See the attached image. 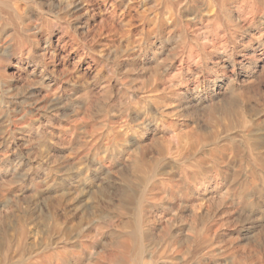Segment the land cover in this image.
Returning a JSON list of instances; mask_svg holds the SVG:
<instances>
[{
    "label": "bare ground",
    "instance_id": "6f19581e",
    "mask_svg": "<svg viewBox=\"0 0 264 264\" xmlns=\"http://www.w3.org/2000/svg\"><path fill=\"white\" fill-rule=\"evenodd\" d=\"M142 1H146V0H70V1H65V0H0V85L2 83H6L7 79H9L7 76L8 72L6 73L5 62L6 61L10 62L14 58H16V60H17V59H22L23 56H26V58H30V57L34 58L35 56H40L41 58H43V60H40V61L45 60V62H46L45 66L47 68L52 66L51 69L49 70V71H51V73L52 72L53 73L58 72L59 66L63 63L62 61L66 60V58H65L66 55L63 56L64 44H67L66 38L73 40V42H75V44L78 45L77 53H79L78 52L79 50H83L84 52L87 50L86 55H89L90 57L94 58V56L92 55V53L94 52L93 50H95V49H93V42L94 43L96 42L95 38L97 35H94L96 33H94L92 31V25L96 21V18H97V14H98L97 8L104 7V9L112 15L113 19H116V17H117L118 23L120 22L123 24L124 20L121 21L120 18H122V17H119L120 15H118V11L120 10L123 13H130L129 12V11H131L130 9L137 8L138 4H140ZM147 3H152L155 10L153 12H151V13H153V16L148 17L149 21L147 23H145V25L142 27L144 30H147L145 37L143 38V40H140V39L132 40V38L131 39L128 38L126 40L127 43H125V44H127L125 46L126 48L124 46L123 47L125 49H130L129 50L130 52H131V50L134 51V49L136 47H138V49L140 51L139 54L134 55V58L132 59L131 62L128 59V61L130 62V64L132 66H136V65L138 66V64L140 63V60H139L140 58L138 59L137 56H140V54H142V52L147 53L148 49H149V45H150L153 56H151L152 61H151L149 67L150 68H156L157 67L156 63L158 60L155 57V55L157 53L156 48L160 49V51L162 53V50L165 47V45H164L165 43L168 42V43L172 44V46L170 47V52L167 51L166 53L169 52V53H171V55H173L174 57L177 58L179 67L177 66L178 70H176L177 72L175 71L176 75L174 78H172V79L168 78L169 81H167V79H166V82H169V84H168V86L165 85L166 87H163L165 90L161 89V90H164V92H166V94H168V96L171 95V96H175L177 98L183 97L182 94L184 93L183 92L184 88L181 87L182 86L181 82L182 81L186 82V81H188L189 78L184 76V75L182 76V74L180 72L182 71V73H183L184 71H187L186 75L190 74V75H197L198 76L199 74H201L203 72L204 68H206L204 66H205L206 62H208V60L212 61L213 63H215L217 65H222L226 69L232 70V72H234V73L237 69L236 67H238V68L242 67L244 70H246L247 75L248 74L251 75L253 73H250L249 71H253V70L255 71V69L259 66V62H261L262 59L264 58V0H148ZM122 12H120V14L123 15ZM108 16H109V14H108ZM124 16L125 15H123V18H124ZM146 17L147 16H145V15L141 16V18L143 20H145ZM104 20L106 22V23L105 22L104 23L108 25V26H106L107 28L105 27V29L102 30V32L104 34L106 33L108 36L110 34L112 35L113 33H119L118 30L115 29V24H113L114 23L113 20H112L113 23H111L110 21H106L107 19H104ZM118 25H120V24H118ZM118 25L116 24V26H118ZM79 28H81L83 30L82 31L83 34H85L88 37L89 36L91 37L90 38L91 40H89V42L92 41L91 44H89V45L83 44V43H81V41H79V39L77 38V36H78L77 29L79 30ZM102 29H103V27H102ZM98 33H100V32H98ZM103 33L101 35H103ZM127 33L128 32H126V34ZM237 33H242V34L244 33V34L248 35V37H249V39H247V40H249V41H247L248 45L245 48H243V50H241V52H243L241 59L236 58L235 54H234L235 50L238 47V43L240 42V44H241V41L239 40L240 37L239 38L237 37V35H238ZM152 35H154V37H155L154 41H152V39H151L150 44L145 46L147 43L143 44V42H148V40H150V37ZM56 36L58 37L57 38L58 43L54 44V38ZM119 37H120V35H119ZM98 38H100V37H98ZM111 39H113V38H111ZM144 39H145V41H144ZM100 41H99V43H100ZM85 42H86V40H85ZM109 42H110V40H109ZM104 43H105V41H104ZM110 44H112V43L107 42L106 44H104L105 45L104 51H102V49H101V51H99V52H102L103 57H106V59L110 60V58H112L111 60H113V62H114L113 65L116 68V70H118L121 67V64L124 62V60L122 59L124 57V56L122 57V55L124 53L121 54V51H120L121 48L117 49V50H113V48L111 49ZM242 44H244V43L242 42ZM156 46H159L160 48H158ZM166 53H165V55H166ZM99 54H101V53H99ZM126 54H128V53H126ZM129 55H131V54H129ZM131 56H130V58H131ZM170 56L166 55V57H168V58ZM173 56H172V58H173ZM80 57H82L81 54L79 55V58ZM35 58L37 59V57H35ZM46 58L48 60H46ZM145 58H147V57H145ZM124 59H126V58H124ZM167 60L170 61V59H167ZM167 60H165V61H167ZM128 61H127V63H128ZM172 61L173 60H171L170 63ZM45 62H43V63H45ZM107 63H108V61H107ZM165 63H167V62H165ZM64 65H66V63ZM110 65H112V64L110 63ZM141 65H142V63H141ZM168 66H170V65H168ZM225 68H223L224 69L223 71H226ZM124 69H123V72H124ZM127 69L129 71L132 70L129 68H127ZM138 69H140L139 72H141L142 68L138 67ZM167 69H169V68H167ZM208 69H209V67H208ZM145 70H149V69L146 68ZM151 70H153V69H151ZM110 71H111V69L109 70V72ZM120 71H121V68H120ZM165 71H167V70H165ZM144 72H146V71H144ZM172 72L174 73L173 70H172ZM64 73H65V71L62 72V82H66V81H68V79H70L68 77L64 78L63 77ZM113 73L115 75H113V76L111 75L112 77H110V75H109L110 78H108V80H107V78L104 77L107 80L106 81L107 83L104 85V87H105L104 91L107 92V94L109 93L110 96L115 94L113 91H114V89H116L117 85L119 84L118 78L120 77V76L118 77V72H113ZM120 73H122V72H120ZM127 73H128V71H127ZM66 74H65V76H66ZM141 75H143V74H141ZM148 75L149 76H147V77L145 75V79H144V76L141 78H143V80H146V82H147L148 79H146V78L150 77L149 73H148ZM153 75L156 76V74H153ZM151 76H152V74H151ZM201 76H202V74H201ZM41 77H43V76L41 75ZM259 77L260 76H258V80H259ZM233 78H234V76H233ZM260 78H262V76ZM123 79H124V75H123ZM127 79L126 80L124 79L125 80L124 82L128 81ZM150 79H151V77H150ZM184 79H186V80H184ZM163 80L161 78V81H163ZM206 80H207V78H206ZM235 80H236V78H235ZM235 80L230 79V81H228L229 83L227 84V86L231 85V87H232V89L230 90L229 88H231V87L228 86L229 87L228 89L231 92V94L233 95V97L228 100V103L225 104V106L224 105L220 106V104H219V106H215V107H217V108L221 107L222 108L224 106V108H223V110L225 111L224 115H226V113L227 114L228 113H232V114L234 113L231 118H233V121L237 122L239 125V133L238 132L237 133L239 134L240 145H239V148L237 147L238 150L232 146L230 148L227 146L228 147L227 148L226 145L224 146V144L218 143L219 140H218V142L214 141L213 143H212V141H213L212 140L211 143H209L210 141H208V140L211 139V137H214L213 135L212 136L209 135V137L210 136L211 137L210 138L208 137L209 139H207V137H204L202 135L187 134V135L180 136V142L181 143L184 142V145H183L184 147H182V148L180 147V149L176 150L175 155H174L175 152H173V149L171 152L172 147L167 148V146H169V145L166 146L165 143L164 144L161 143L164 146H166V148L163 145H162V147L160 146L161 148H160V150H158L159 155H157L158 158H157L156 164L153 163L152 161H150L149 159H147L148 153H147V150H145V149L144 150L141 149V152H139V153L135 152V154H132V153L130 154L128 152L129 156L127 157V160H126L128 166H125L126 168L124 170H122L120 172V175L118 176L119 180L121 181V184L118 182L119 187L115 189L118 191L117 196H114L112 194L114 197H109L110 203L108 205L98 204V202H96V203L92 202L90 204L87 202V203L83 204V206L80 208L82 219H81V222L79 224H77V225L72 224V222L69 219L66 220L63 218L66 215V211H65V208H60V205H61L60 202L61 201H58L56 203L48 202L46 204H42L37 199L38 201H36V202L34 201L35 205L31 206L28 209L29 212H28V215L26 216V218L24 220V226L21 228V230H22L21 235H22L23 243H22V247L20 249L19 258L16 260L14 257L15 256L14 252L12 250V245L7 239L6 240L4 239V235H3L1 228H0V264H212V260L216 259L215 258L216 256H219L220 254H223V253L225 255L227 254L233 258V262L231 261L232 262L231 264H264V259H262V258H257V259L252 260V261H243L245 256L243 258L242 255H238V256H242V257L238 258L236 256L237 253H235L236 250L233 247V245H235V244L232 245L231 243L229 244L226 242L227 243L226 245H222V243H220L219 239H218L219 237L222 236V235L221 236L219 235V227H220L219 224L221 221L215 220V219H217L215 216H214L215 219L214 220L212 219L213 221L211 219H208V215H209L208 213H210L208 208H206V210L203 211L202 216L199 217L196 214V215L189 217V219L187 218L186 220L180 218V216H181L180 214L182 212L177 213L178 210L180 209V207L178 205H181L184 203L183 200H182L183 203L176 201V199L179 197V196H177V198H176L177 194H179L180 192L185 193V194L195 193V192H198L199 190H201L202 187H204V190H207V187H205V184H204L205 182H201L203 180L198 182V181H192V180L189 181V179H192L194 176L196 177V174L199 175V173H200V175H201L203 170L208 168L207 167L208 165L212 166V167L209 166L210 170H212V171L216 170L218 168H225V170L227 171L230 168L229 166H230L231 161H232L231 157H234L236 155H237V157L240 158L242 163H248L250 165V167L252 168V169L250 168L252 170V174H250V176H248L244 180L238 181V183H236V185H238L237 189L239 190L238 191L239 195H237V196H239L240 202H242L241 201V199H242L243 201H246L247 204L248 203L249 204H256V203H254L256 201V194L259 193L262 195L263 193H260V192H262V191L264 192V190H263L264 189V180H262V183L260 184L261 187H260L257 184V178H256V175H258V174L261 175L260 172L264 171V141H263V139H262V141H260V139L263 138L262 136H264V129H261L259 127L258 123L261 121H257L256 119H253V116L251 115L252 113L250 114L249 111L247 110V106H248V105L246 106L247 100H251V99H248L249 98L248 97L249 92H248L247 88L246 87H243V88L239 87L240 89H235V87L233 88ZM201 82H202V80H201ZM208 82H209V80H208ZM30 83L34 84L31 81H30ZM129 83H130V86H128L127 84L126 85L131 88V85H133V84H131V81ZM223 83L224 82L222 81V79L218 78V77L215 78L214 80H212L211 85H213L214 90L206 92L207 95H204V97H203L200 94V92L198 90H196L201 86L200 85V77L197 78L196 82H195V86L193 87V89L195 90V92H197L199 94L198 95L199 97H197L198 99L196 101H194V102H196L195 105L198 104L197 106L200 107L202 105L207 104L209 101H211L212 99H214L216 97L219 98L221 96V93H223L222 92ZM243 83L244 82H242V84ZM255 83H257V82H255ZM205 84H206V82H205ZM240 84H241V82H240ZM11 85L12 84H10V87H11ZM44 85L42 83V86H44ZM123 85H125V84H123ZM243 85H245V84H243ZM256 85H255V87H256ZM17 86L18 85H16L15 87H17ZM47 86L49 87L50 85H47ZM69 86H70L69 89L71 91V95L77 94L78 87L75 84H72V85L69 84ZM102 86H103V84H102ZM257 86H259V85H257ZM84 87L85 86H83V88ZM60 88H62L61 84L55 90L53 89L54 90L53 92L51 90L52 95L50 92H48L50 94L45 92L48 94V96L42 95V97L44 96L43 98L41 97L43 100H41V98H39V101L40 100L42 101L41 105L45 106L46 108L48 107V110L53 107L54 109H56L57 112L61 111L60 108H62V107L64 108V103L61 100L62 99V94H61L62 91L60 92ZM123 88H125V87H123ZM19 89H20V87H19ZM260 89H258V90H260ZM120 90H122V89H120ZM167 90H168V92H167ZM188 90H189V88H188ZM188 90L186 92H188ZM225 90H226V88H225ZM225 90H223V91H225ZM18 91H20V90H18ZM87 91H89V90H87ZM215 91H216V93H215ZM65 92L66 91H64V93ZM84 92H83V94H84ZM102 92H103V88H102ZM118 92H119V89H118ZM16 93H17V91H16ZM45 93H43V94H45ZM64 93H63V95H64ZM226 93L228 94V92H226ZM37 94H39V93H37ZM40 94H41V92H40ZM124 94H125V92H124ZM124 94H122V95H124ZM12 95L13 94H11L10 96H12ZM85 95L86 94H84V96ZM30 96H29V98H30ZM78 96L79 95H77V97ZM84 96L81 95V97H78L76 100L79 101V100L83 99L84 102L87 100L89 102L90 96L88 95L89 98L87 97L88 99H86V100H85L86 96L85 97ZM119 96L121 97V95H119ZM14 97H15V95L13 96V98ZM66 97H68V96H66ZM104 97H106V96H104ZM100 98H102V97H100ZM143 98L146 101L145 105L142 107V109L140 111L137 110V112H135L134 115H132V116H134V120L137 122V126L142 127V128L147 127L148 123H150V122L152 123V121L158 120V117H159L158 114L161 115V113L159 111L160 106L165 103L166 97L160 96V97H154L153 98L150 96H145ZM105 99H107V98H105ZM184 99L185 98H183V100ZM189 99H192V98L190 97ZM11 100H12V98H11ZM36 100H38V99H36ZM39 101H36V102L39 103ZM68 101H71V100H68ZM216 101H218V99ZM226 101H225V103H226ZM7 102H9V101H7ZM64 102H66V99ZM104 102H105V100H104ZM120 102H121V98H120L119 103ZM177 102H179V101H175V99H174V102L172 101V103L174 105H176ZM180 102H179V105H180ZM221 102L222 101H219V103H221ZM21 103H23V102H21ZM192 103H193V101H192ZM217 103L218 102H216V104ZM252 103H250V104H252ZM11 104H12V102H11ZM30 104H33V103L31 102ZM113 104H115V103L113 102ZM121 104H124V103H121ZM191 105H194V104H191ZM214 105H211V107ZM234 105L236 106V109L233 107ZM17 106H20V105L17 104ZM35 106H37V105H35ZM126 106H128V105H126ZM185 106H184V109L186 108ZM1 107H3V106H1ZM49 107H51V108H49ZM122 107H124V106H122ZM132 107L134 108V106H132ZM211 107H210V109H211ZM15 108H16V106H14V108L12 106V108H11L8 104V106H6L5 109H2V110H5L6 113L9 111L10 112H12V111L16 112ZM21 108H23V107H21ZM25 108L26 109H23V110L26 111L28 108L27 107H25ZM33 108H34V106H33ZM37 108H38V106H37ZM248 108H250V107H248ZM41 109H43V108H41ZM84 109H85V111H83V112H85V114H86V109H88V107L84 108ZM233 109H235V112L233 111ZM44 110H45V108H44ZM103 110H102L103 113H107V112H105V110L104 111ZM134 110H136V109H134ZM5 111H3V112H5ZM25 111H24V113H25ZM36 111H37V109H36ZM65 111L67 112V110H65ZM123 111H121V112L124 113V115H125V112H123ZM221 111H222V109H221ZM209 112H210V110H209ZM211 112H212V110H211ZM211 112H210V114H211ZM24 113L22 112V114H24ZM44 113H45V111H44ZM49 113H46V114H49ZM54 113H55V111H54ZM235 113L237 114L236 115L237 118H235ZM10 114H13V113H10ZM210 114H208V115L210 116ZM26 115L24 117H26ZM57 115H59V114H57ZM106 115L103 116V119H102L103 122L101 121L99 123H104V121L106 122V120H105V117H107ZM14 116H15V114H14ZM40 116H42V115H40ZM125 116H127V115H125ZM212 116L214 117V114H212ZM229 116H230V114H229ZM18 117H19V115H18ZM216 117H214V118H216ZM37 118L38 117H36V119ZM36 119H35L34 115H33V117L31 115L29 117V122L27 123L28 120H26L25 123L27 124V126L28 125H31V126L35 125ZM42 119H43V117H42ZM123 119H125V117ZM17 120H18V118H17ZM47 120H49V119H47ZM74 120H77L76 122H74V124L79 123L77 118L76 119L74 118ZM41 121H43V120H41ZM46 121L43 123L46 124ZM125 121H122L116 127L122 128L123 126H127L126 125L127 122L123 123ZM233 121H230V122H233ZM111 122H112V120H111ZM192 122L193 121H191V123ZM9 123H11V122H9ZM39 123H40V121H39ZM43 123H40V124H43ZM83 123H85V122H83ZM233 123L229 124L228 126H230V125L233 126ZM237 123H234V124H237ZM80 124H81V122H80ZM106 124H108V123H106ZM113 124L116 125L115 122ZM1 125H3V123ZM21 126L22 125H20V127ZM38 126H39V124L37 125L36 129L38 128V130H39ZM77 126L79 128L81 125H77ZM233 127H236V125H234ZM82 128H83V126L81 127V129ZM72 129H73V131L68 130V131L72 132L71 135H69L68 137L64 136L65 138L63 139V140H65L64 144L67 145V146H65L67 148L74 145L73 143L79 141V138H80L79 136L75 135L76 127L72 128ZM81 129L79 128L80 131H81ZM12 131L15 132L16 129L15 130L12 129ZM17 131H19V130H17ZM118 131H119V129H118ZM48 132H49V130H48ZM133 132L136 133L135 131H133ZM42 133H43V131H42ZM194 133H196V131ZM60 134H62V133H60ZM76 134H78V133H76ZM85 134L86 133L84 132V135ZM119 134H121V133H119ZM67 135H68V132H67ZM121 135H119V137H121ZM7 136H9V134ZM11 136H10V138H11ZM14 136H16V133ZM51 136L54 137V135H51ZM41 137L43 138V134ZM41 137H39V138L41 139ZM53 137H52V139H53ZM104 137H105V135H104ZM17 138L21 139L20 136ZM32 138H29V136H28V139L26 137V141L31 142V141H33ZM215 138H217V137H214V139ZM13 139H15V138H13ZM96 139H98V138H96ZM116 139H117V137H116ZM120 139H118V140H120ZM217 139H219V138H217ZM46 140H48V139H46ZM59 140H61V139H59ZM235 140H232V141H235ZM44 141H45V139H44ZM80 141H81V143L83 142L81 139H80ZM85 141H86V139H85ZM105 141L100 140V143L102 146H100V144H99V145H95L94 148H92L93 146L91 144L94 145L95 141H94V143L91 142V144H89L90 141H88L89 143L85 144V145L89 144L88 148L90 149V151H88L89 153L86 155V158H85V160L87 161L85 163L86 165L84 164L85 168L83 167L84 171H86V174H85L86 178H89L88 176L91 175L92 173H94L95 171H99V170L102 171L105 168L107 169L106 174L111 173L112 171L115 170V169L113 170V168H114L113 165L115 166V164L112 165V161L114 159L118 160V159L123 158V156L127 153V151H130L129 148L127 149V147L124 146V144L126 142L127 143L129 142L128 137H126V138H123L121 140L124 143V144L122 143L123 147L114 148V149L110 148V149H112L110 151L106 150L104 148V150H105L104 151L105 154H104L102 151L103 150L102 147H103V142H105ZM134 141L136 142V140H134ZM12 142H13V140H12ZM38 142H39V139H38ZM40 142H42V140H40ZM106 142H108V141H106ZM135 142H133V144ZM22 143H24V142H22ZM190 143L192 145L190 147L191 149L202 150L203 155L198 156L197 158H192L191 165H188L189 167H187V165H185L187 168H185V166H184V168L180 169L179 172L177 171L178 173L176 171L172 170L174 168L171 169V167H170V169H168L169 166H173L174 163H176V160L179 159V156H180L179 154H182L185 156V154L188 155L190 153V151L194 152L193 150H190L188 152L189 148H187V146H189ZM78 144H79V142H78ZM105 144H107V143H105ZM27 145H29V144H27ZM29 146H27V147H29ZM77 146H81V144L77 145ZM109 146L111 147V145H109ZM119 146H122V145H119ZM237 146H238V144H237ZM14 147L15 146H13V148ZM16 147H17V145H16ZM21 147L23 148L24 146L21 145ZM47 147H49V146H47ZM65 147H63V148H65ZM74 147H72V148L74 149ZM30 148H29V151H30ZM81 148H82V146H81ZM233 148L237 150V152H236L237 154H235V151ZM82 149L85 150L84 147ZM46 150L48 151V148ZM46 150H45V152L47 153ZM75 150H77V149H75ZM71 151H72V149H71ZM85 151L87 152V150H85ZM139 151H140V149H139ZM4 152H6V151L4 150ZM4 152H2L4 155L0 153L2 155V157L0 156L1 157L0 163L4 161L3 164L5 165L8 163V161H10L11 157L9 154H8L9 156L6 155ZM7 153H9V152H7ZM27 153H29V152L27 151ZM47 154H49V155L47 156L46 160H45V158L44 159L41 158L42 160L39 161L40 158L38 160L36 157V159L39 161V162H37L36 165L39 168H44V166L46 165V162L47 163L49 162L48 159L51 160L50 158L52 157V153L50 154V151H48ZM229 154H232V156L228 157V159H227V155H229ZM77 155H79V153ZM53 156H54V153H53ZM177 156H178V158H177ZM194 156H196V155H194ZM27 157H29V156H27ZM41 157H43V156L41 155ZM13 158H15V157H13ZM182 158H183V156H182ZM21 159H22V156H20V153H19V155L16 156L17 161L12 165V167H10L11 173L16 177L21 176L20 174L22 172H20V171H23ZM81 161H82V158H81ZM83 161H82L81 165H83V163L85 162V161L84 162ZM159 163L161 164V167L160 166L158 167L157 164H159ZM49 164H50V162H49ZM116 164H118V163L116 162ZM179 164L181 165V163H179ZM182 164H183V161H182ZM30 166H31V164H30ZM74 166L76 167V164ZM111 166L113 167L112 169H111ZM182 166H180V167H182ZM1 167H3V166H1ZM33 167L34 166L32 165L29 169L31 170ZM246 167H248V166H246ZM4 168H6V167H4ZM51 168H49V170ZM77 168H78V166H77ZM122 168H123V166H122ZM241 168H243V167H241ZM24 170H27V169L24 168ZM37 170H38V168H37ZM117 170L119 171V168ZM43 172L45 173L46 171H43ZM115 172H117V171H115ZM30 173H31V171H30ZM97 173H100V172H97ZM95 174H96V172H95ZM82 175H83V171L78 170L77 172H74L71 175H68L67 177L66 176L65 177L67 179H75L77 177L76 179H78L79 177L82 178ZM111 175L113 177V173ZM28 176L29 175H27V177ZM104 176L106 177V175H104ZM50 177H51V175L49 176V178ZM47 178H48V174H47ZM101 178H103V177H101ZM63 179L61 181H63ZM103 179H105V178H103ZM20 180H22V179H20ZM47 180H45V181H47ZM50 180H53V179H50ZM99 180H100V178H99ZM180 180H182V185L180 187H178V183L180 182ZM110 182H112V181H110ZM51 183H53V181H51ZM65 183H66V185L64 186L65 187L64 189L67 192L66 193L63 190L65 196H69L70 193L72 194V192L75 191L74 189H77L79 186H81V185H79L78 187H73L72 184H70L68 181ZM91 184H92V182H91ZM98 184L100 185L101 182ZM180 184L181 183H179V185ZM99 185H98V187H99ZM105 185L106 184H104V186ZM34 186H36V185H34ZM86 186H88V185H86ZM257 186L259 188H256ZM7 187H8V185H7ZM57 188H59V187H57ZM79 188L81 189L82 186ZM220 188H221L220 185H216V186L212 187V189L210 191L212 193H215V192H218L220 190ZM0 190H1V188H0ZM6 190L0 191V227H2V223H4L3 221H5L6 215L8 213L12 212L14 206L15 207H16V205L19 206V202H21L20 197H19V195H21V194L13 193V192H15V190L14 189L12 190V188L10 189L11 191H8V190L6 191ZM59 190H61V189H58V191ZM81 190H84V188ZM88 190H90V189H88ZM95 190H96V188H95ZM112 190H113V188H112ZM17 191H19V190H17ZM32 192H33V190H32ZM35 192H36V190H35ZM44 192L46 193V191H44ZM44 192H42V194ZM93 192L95 193V191H93ZM39 193H41V192H39ZM102 193H103V191H102ZM98 194H96V196ZM99 195H103V194H99ZM93 196H95V195H93ZM96 196H95V198H97ZM260 197L261 196H259V198ZM45 198H44V200H45ZM95 198L93 197L92 201H94ZM180 198H178V200ZM77 201H78V203H82L84 201V199H81V197H80V198H78ZM177 202L180 204H177ZM185 204H187V203H185ZM193 204H191L190 208L191 207L193 208ZM252 207H253V205H252ZM89 208H91V210H89ZM246 208L248 210V206H246ZM249 208H250V206H249ZM220 209H221V206H220ZM180 210H182V209H180ZM131 211H132V214L130 213ZM61 212L65 215H63ZM216 212H218V211H216ZM103 213H105L104 216L106 218L105 217L103 218V216H102ZM43 216H47V218H46L47 221H44V222L42 221ZM94 216H96L98 219H93ZM184 218H185V216H184ZM40 219H41V221H40ZM87 220H88V222H85ZM181 221L183 222V224L179 225V222H181ZM42 222L44 224H47V229H46L45 233L49 234L50 237L49 238H43L39 243H36L34 245L29 246L30 244L28 242V230H27L28 225L30 223H34L36 226H38V225L41 226ZM83 222H85L86 224ZM106 231L113 232L115 234L114 236L116 237L115 238L116 242L114 241L116 246L115 247L112 246V247H114L113 249L110 246L109 247V248H111L110 250L106 246V245H108L107 232ZM109 237H110V235H109ZM110 240H113V239L111 238ZM101 246H102V249H101L102 251L97 249L99 247L101 248ZM235 247H237V246H235ZM238 254H240V253L238 252ZM223 257H225V256H223ZM240 258L243 260H241ZM246 259H248L247 256H246L245 260ZM219 262H221V260H219ZM217 264H220V263H217Z\"/></svg>",
    "mask_w": 264,
    "mask_h": 264
},
{
    "label": "rangeland",
    "instance_id": "374dc122",
    "mask_svg": "<svg viewBox=\"0 0 264 264\" xmlns=\"http://www.w3.org/2000/svg\"><path fill=\"white\" fill-rule=\"evenodd\" d=\"M65 1H70V0H65ZM147 2H148V0L142 1L140 4H138L137 8L130 9L131 10V11H129L130 13H123L122 11L119 10L118 11V15H120L119 17H122V18H120L121 21L124 20L123 24L120 23V22L118 23V20H117L118 18L117 17H116V19H113L112 15L109 12H107L104 9V7L97 8V11H98L97 13L98 14H97L96 21L92 25V31L94 33H96L94 35H97V36L99 35L98 37H100V38H98L96 36V38H95L96 42L95 43L93 42V49H95V50H93L94 52L92 51L93 53L92 52L91 53L94 56V58L90 57L89 55H86L87 54V52H86L87 50L85 52L83 50H79L78 51L79 53H77L78 45L75 44V42H73V40H71L69 38H66L67 44H64V48H63V56L66 55V57H65L66 60L62 61L63 63L59 66V71H58L59 73L58 72H56V73L52 72L51 73V71H49V70L51 69L52 66H50V67L48 66L49 68H47L45 66V64H46L45 60L44 61H40V60H43V58H41L40 56H35V57H37V59L35 57L34 58H31V57L30 58H26V56H23L22 59H17L16 60V58H14L10 62L9 61L5 62L6 73L8 72L7 76L9 78V79H7V82L9 84L6 82V83H2L0 85V88L2 87L0 89V122H1L0 123V138H1L0 140L2 141V142L0 141V150H1L0 153L3 154L2 152H4V150H5L6 152H4V153L6 155L9 154L11 159L5 165L3 164L4 161L1 162L2 164L0 163V168H1L0 169V188H1L0 191H5L6 189L8 191H11L10 190L11 188H12V190L13 189L15 190L17 188L15 190V192H13V193L21 194V195H19L21 202H19V206H17V205H16V207L14 206L12 212H10V213H8L6 215L5 221H3L4 223H2V227H0V228H1V231H2V233L4 235V239L5 240L7 239L12 245V250H13L14 255H15L14 256L15 260L19 258L20 249H21L22 243H23L22 235H21V232H22L21 228L24 226V220H25V218H26V216L28 215V212H29L28 209L31 206L35 205L36 201L39 200V202H41L42 204H46L48 202L56 203L58 201H61L60 202L61 203L60 208H65V211H66V215L61 212L63 215H65L63 218L66 219V220L69 219L72 222V224H75V225L79 224L81 222V219H82L81 218V212H80L81 210H80V208L83 206V204H85L87 202L89 204L92 203V202L93 203L98 202V204L108 205L110 203L109 197L117 196L118 191L115 190V189L119 187V183L121 184V181L119 180L118 176L120 175V172L126 168L125 166H128L126 160H127V157L129 156V153L130 154L131 153L135 154V152L139 153V152H141V149L142 150L145 149V150H147V153H148L147 159H149L150 161H152L153 163L156 164L157 158H158L157 155H159V151L158 150H160V148L162 147V145L164 143H165L166 146L169 145V146H167V148H169V147L171 148L172 147L171 148V152H172V149H173V152H175L174 153V155H175L176 154V150L180 149V147L181 148L184 147L183 146L184 142L183 143L180 142V136L187 135V134L202 135L204 137H207V139H209L213 135L214 137H217L219 139L215 138L216 139L215 140L214 137H211V139L208 140V141H210L209 143H211L212 140H213L212 143L214 141L218 142V140H219L218 143L224 144V146L226 145V147L228 146L229 148L231 146L235 147L238 150L239 145H240L239 134H238L239 133V125H238L237 122L233 121V118H231L234 113L233 114L232 113H228V114L226 113V115H224L225 111L223 110L225 104L228 103V100L233 97V95L229 91V89L230 90L232 89L231 85H228L231 88H229L227 86V84L229 83L228 81H230V79L235 80V78H236V80L234 81L235 83H234L233 88L234 87H235V89H240V88H243V87L247 88V90L249 92L248 93L249 94L248 95V97H249L248 99L252 100V101L251 100H247V104H246V106L248 105L247 106V110L249 111L250 114L252 113L251 115L253 116V119H256L257 121H261V122L258 123L259 127L261 129H264V64H263L264 63V58L262 59L261 62H259V66L255 69V71L254 70L253 71H249L250 73H253L251 75L250 74L247 75L246 70H244L242 67H239V68L236 67L237 69H236V71L234 73V72H232V70L226 69L222 65H217V64L213 63L210 60H208V62H206L205 66H204L206 68H204L203 72L201 73L202 76H201V74H199L200 76L199 75L198 76L197 75H190V74L186 75L187 71H184L183 73L181 71L180 73L182 74V76L184 75V76L189 78L188 81H186V82L182 81L181 82L182 83L181 87L184 88L183 89L184 93L182 92L183 93L182 94L183 97H181V98H177V97L171 96V95L168 96V94H166V92H164L165 89L163 88V87L168 86V84H169V82H166V79H167V81H169V79L174 78L175 75H176L175 71L178 70V67H179L177 58L174 57L173 55H171V53H169L170 52V47L172 46L171 43L167 42V43L164 44L165 47L163 48L162 53H161L160 49L156 48L157 53H156L155 57L158 59L157 63H156L157 67L156 68H150L149 66H150V63L152 61L151 56H153L152 55L153 53H152V50H151L149 44L151 42V39H152V41H154V38H155L154 35H152L150 37V40H148V42H143V44L147 43L145 46L149 45L148 52L147 53L146 52H142V54H140V56H137L138 59L140 58L139 59L140 60V63H139L140 65L138 64V66L137 65L136 66H132L130 64V62L134 58V55L139 54L140 51H139L138 47H136L134 49L135 52L133 50H131V52H130L129 51L130 49H125L126 48L125 46L127 45L125 43H127L126 40L128 38H130V39L132 38V40H134V39L143 40V38L145 37V34H146L147 30H144L142 27L145 25V23H147L149 21L148 17H152L153 16V13H151V12H153L155 10V8L153 7V4L152 3H147ZM120 12H122L123 15H125L124 18H123V15L120 14ZM108 14H109V16H108ZM143 15L147 16L145 20H143L141 18V16H143ZM104 19H107L106 21H110L111 23L114 22L113 24H115V29H117L119 33H113L112 35L111 34L108 35L109 37L111 36L110 38L107 36L106 33L104 34L102 32V30H104L105 27L108 26L107 24H105L106 22H105ZM112 20H113V22H112ZM116 24L117 25L120 24V25H118L119 27L116 26ZM102 27H103V29H102ZM82 31L83 30L81 28H79V30L77 29V34H78L77 38L79 39V41H81V43H83V44H88V45L91 44L92 41L89 42V40H91L90 39L91 37L90 36L89 37L86 36L85 34L82 33ZM98 32H100V33H98ZM126 32H128V33L126 34ZM102 33H103V35H101ZM237 34H238L237 37L238 38L240 37L239 40L241 41V44H240V42L238 43V47L235 50L234 54H235L236 58L241 59L242 53H243V52H241V50H243V48H245L248 45L247 41H249V40H247V39H249V37H248V35H246L244 33L243 34L242 33H237ZM119 35H120V37H119ZM57 38H58L57 36L54 38V44L58 43ZM111 38H113V39H111ZM85 40H86V42H85ZM109 40H110V42H109ZM99 41H100V43H99ZM104 41H105V43H104ZM144 41H145V39H144ZM107 42L108 43H112V44H110L111 45V49L113 48V50H117V49L121 48V50H120L121 54L124 53L122 55V57L124 56L122 58L124 60V62L122 63L123 65L121 64V67H120L121 71H120V68L118 70H116V68L113 65L114 62H113V60H111L112 58H110V60L106 59V57H103V55H102L103 53L99 52V51H101V49H102V51H104V48H105L104 44H106ZM242 42L245 45L242 44ZM156 47L160 48L159 46H156ZM167 51H169L168 52L169 54L166 53ZM99 53H101V54H99ZM126 53H128V54H126ZM165 53H166L167 56H170V55L171 56L168 58V57H166ZM80 54L82 55V57L79 58ZM129 54H131L132 56L129 55ZM130 56H131V58H130ZM144 56L147 57V58H145ZM172 56H173V58H172ZM124 58H126V59H124ZM128 59H129L130 62L128 61ZM167 59H170V61L173 60L172 61L173 63L172 62L170 63V61L167 60ZM46 60H48V59L46 58ZM165 60H167V61H165ZM107 61H108V63H107ZM127 61H128V63H127ZM43 62H45V63H43ZM165 62H167V63H165ZM65 63H66V65H64ZM110 63L113 66L110 65ZM141 63H142V65H141ZM168 65H170L171 67L168 66ZM138 67L142 68L141 72H139L140 69H138ZM208 67H209V69H208ZM109 68L112 71V72L110 71L111 73L109 72V70H110ZM127 68L132 69L133 71L132 70L129 71ZM146 68L149 69V70H145ZM167 68H169V69H167ZM223 68H225L226 71H223L224 70ZM123 69H124V72H123ZM151 69H153V70H151ZM171 69L174 71V73L172 72ZM165 70H167V71H165ZM64 71H65V73H64L63 77L64 78H67V77L70 78L66 82H62V72H64ZM127 71H128V73H127ZM144 71H146V72H144ZM113 72H118V77L119 76L120 77L118 78V83L119 84L116 87L117 90L114 89V91H113L115 94L110 96L109 93L107 94V92L104 91L105 90L104 85L107 83L106 81L108 80V78H110L113 75H115ZM120 72H122V73H120ZM147 72L150 74L151 79H150V77L146 78V79H148V81L146 82V80H143V78H141V77L144 76V79H145V75H146V77L149 76ZM65 74H66V76H65ZM122 74L124 75V79L125 80L128 78L127 79L128 81L124 82L125 80L123 79V75ZM141 74H143V75H141ZM151 74H152V76H151ZM153 74H156V76L153 75ZM41 75L43 77H41ZM109 75H110V77H109ZM233 76H234V78H233ZM258 76H260V77L262 76V78L259 77L260 81L258 80ZM104 77L107 78V80ZM199 77H200V85H201L200 87L201 88L199 87L196 90H198L203 97H204V95H207L206 92L214 90L213 89L214 88L213 85H211V81L212 80H214L217 77L222 79V81L224 83H223V89H222L223 93H221V96L219 97L220 99L218 97H216V98H214L215 100L214 99L211 100L212 102L209 101L207 104L202 105L200 107L197 106L198 104L195 105L196 102H194V101H196L198 99L197 97H199L198 96L199 94L197 92H195L193 87L195 86L196 79L199 78ZM161 78H162V80L163 79L164 80L161 81ZM206 78H207V80H206ZM184 80H186V79H184ZM201 80H202V82H201ZM208 80H209V82H208ZM30 81L32 83H34V84H31ZM130 81H131V84H133V85H131V88L128 87V86H130V83H129ZM205 82H206V84H205ZM240 82H241V84H242V82H244L243 84H245L246 86L243 85V84L241 85ZM255 82H257V83H255ZM42 83H43V85L44 84L45 85L42 86ZM10 84H12L11 87H10ZM15 84L18 85V86L15 87L16 86ZM60 84L62 86V88H60V92L62 91L61 92V94H62V99L61 100L64 103V108L63 107L60 108L61 111H59V112H57L56 109H54L53 107L52 108L49 107L51 109L48 110V107L46 108L45 106L41 105L42 104L41 100H43L42 98L44 96H48V94L51 93V90L53 92ZM69 84L70 85L75 84L78 87L77 94H75V95L72 94L71 95V91L69 89V87H70ZM102 84H103V86H102ZM123 84H125V85L127 84L128 86L127 85L125 86ZM256 84L259 85V86H257ZM47 85H50L51 87L50 86L48 87ZM255 85H256V87H255ZM83 86H85V87L83 88ZM19 87H20V89H19ZM123 87H125V88L127 87V88L125 89ZM102 88H103V92H102ZM188 88H189V90H188ZM225 88H226L227 91L225 90ZM118 89H119V92H118ZM120 89H122V90H120ZM161 89H164V90H161ZM258 89H260V90H258ZM18 90H20V91H18ZM87 90H89V91H87ZM187 90H188V92H186ZM223 90H225V91H223ZM16 91H17V93H16ZM64 91H66V92L64 93ZM216 91H215V93H216ZM40 92H41V94H40ZM45 92H47V93L50 92V93L47 94ZM83 92H84V94H86L85 95L86 97L84 96ZM124 92H125V94H124ZM167 92H168V90H167ZM226 92H228V94ZM37 93H39V94H37ZM43 93H45V94H43ZM63 93H64V95H63ZM11 94H13V95L10 96ZM122 94H124V95H122ZM14 95H15V97L13 98ZM42 95H44V96L42 97ZM51 95H52V93H51ZM65 95L68 96V97H66ZM77 95H79L78 97H81V95L84 96L85 100L88 99L89 96H90L89 102H88V100L84 102L83 99L79 100L80 102L77 101L76 100L78 98ZM119 95H121V97ZM144 95L145 96H150V97H153V98L154 97H160V96H163V97H166V98H165V103H164L165 105L162 104L160 106L159 111H160L161 115L158 114L159 115L158 120L157 121H152V123L151 122L148 123L147 127L142 128V127H138L137 126V122L134 120V116H132V115H134V113L137 112V110L140 111L142 109V107L145 105L146 101L143 98V97H145ZM29 96H30V98H29ZM104 96H106V97H104ZM100 97H102V98H100ZM190 97L192 99H189ZM11 98H12V100H11ZM39 98H41V100H40L41 102L39 101ZM105 98H107V99H105ZM120 98H121V102L119 103ZM183 98H185V99L183 100ZM36 99H38V100H36ZM65 99H66V102H64ZM174 99H175V101H179V102L183 101L182 102L183 104L180 102V105H179V102H177V104L174 105L172 103V101L174 102ZM217 99H218V101H216ZM68 100H71V101H68ZM104 100H105L106 103L104 102ZM224 100L225 101L227 100L226 103H225ZM7 101H9V102H7ZM34 101L35 102L39 101V103L38 102L35 103ZM192 101H193V103H192ZM219 101H222V102L219 103ZM11 102H12V104L15 102L14 103L15 105L14 104L12 105ZM21 102H23V103H21ZM31 102L33 104H30ZM113 102L115 104H113ZM216 102H218L217 103L218 105L216 104ZM121 103H124V104H121ZM190 103L194 104V105H191ZM250 103H252V104H250ZM8 104H9V106L11 108H12V106H13V108H14V106H16V108H15L16 112H14V111L10 112L9 111V112L6 113L5 110H2V109H5V107L8 106ZM17 104L20 105V106H17ZM219 104H220V106H222V105H224V106L222 108L221 107H218V108L215 107V106H219ZM35 105H37L38 108ZM126 105H128V106H126ZM211 105H214V106L211 107ZM1 106H3V107H1ZM33 106H34V108H33ZM122 106H124L125 108L122 107ZM132 106H134V108ZM184 106L186 107L185 109H184ZM193 106L194 107L196 106V107L194 108ZM209 106L211 107V109H210ZM21 107H23V108H21ZM25 107L28 108L26 111L23 110V109H26ZM40 107L43 108V109H41ZM87 107H88V109H86V114H87L86 115L85 112H83V111H85L84 108H87ZM233 107L236 109L235 105ZM248 107H250V108H248ZM44 108H45V110H44ZM36 109H37V111H36ZM103 109L107 113H103L102 112ZM134 109H136V110H134ZM221 109H222V111H221ZM235 109H233L234 112H235ZM65 110H67V112ZM120 110L121 111L124 110L123 112H125V115H127V116H125L124 113H122ZM209 110H210V112L212 110L213 113L211 112V114H210ZM3 111H5V112H3ZM24 111H25V113H24ZM44 111H45V113H44ZM54 111H55V113H54ZM22 112L24 114H22ZM10 113H13V114H10ZM46 113H49V114H46ZM14 114H15V116H14ZM17 114L19 115V117H18ZM57 114H59V115H57ZM208 114H210V116ZM212 114H214V117H216V116L217 117L214 118L212 116ZM229 114H230V116H229ZM25 115H26V117H24ZM31 115H32V117L34 115L35 119H36V117H38L36 119V124L32 125V126L31 125L27 126L25 121L28 120L27 121V123H28L29 122V117ZM40 115H42V116H40ZM105 115L107 116V117H105L106 122L104 121V123H99L101 121L103 122L102 119H103V116H105ZM236 115L237 114L235 113V118H237ZM16 117L18 118V120H17ZM42 117H43V119H42ZM124 117H125V119H123ZM74 118L75 119L77 118L78 122H79L77 124L75 123L76 125L74 124V122H76L77 120H74ZM47 119H49V120H47ZM120 119L122 121L126 120L123 123L127 122L126 123L127 126H123L122 128L116 127L122 122ZM41 120H43V121H41ZM111 120H112V122H111ZM39 121H40V123H43V122L46 121V124L45 123L40 124ZM113 121L115 122L116 125L113 124L114 123ZM191 121H193V122L191 123ZM230 121H233L234 123H237V124H234L233 122H230ZM9 122H11V123H9ZM80 122H81V124H80ZM83 122H85L86 124L83 123ZM2 123H3V125H1ZM106 123H108V124H106ZM231 123H233V126L236 125V127H233L232 125L228 126ZM38 124H39V126H38L39 130H38V128L36 129ZM20 125H22V126L20 127ZM77 125H81L79 127L80 129L83 126L81 131L79 130ZM74 127H76V129H77V130L75 129V135L79 136L80 138H79V141L73 143L74 145H72L71 147L67 148V147H65L67 145L64 144L65 140H63V139L65 137H68L69 135H71V133H72L71 131H73L72 128H74ZM117 128L119 129V131H118ZM12 129H14V130L16 129V131L14 132V131H12ZM8 130L9 131L11 130V131L9 132ZM17 130H19L20 132L17 131ZM48 130H49V132H48ZM50 130L51 131L53 130V131L51 132ZM68 130H71V131H68ZM42 131H43V133H42ZM133 131H135L136 133H134ZM195 131H196V133H194ZM67 132H68V135H67ZM84 132L86 133L85 135L87 137L84 135ZM15 133H16V136L17 137L20 136L21 139L17 138L16 136H14ZM60 133H62V134H60ZM76 133H78V134H76ZM119 133H121L122 135L119 134ZM8 134H9V136H7ZM42 134H43V138L41 137ZM118 134L121 135V137H119ZM27 135L29 136V138L33 137L32 138L33 141H31V142L26 141V137L28 139ZM51 135H54V137L51 136ZM104 135H105V137H104ZM209 135H211V136L209 137ZM10 136H11V138H10ZM38 136L41 137V139ZM52 137H53L54 140L52 139ZM93 137L94 138L96 137L98 139H96V138L94 139ZM116 137H117V139H116ZM126 137H128V141L129 142L128 143L126 142L124 144L123 141H121V140L123 138H126ZM262 137L263 138H261L260 141H262V139L264 141V136H262ZM13 138H15V139H13ZM11 139L13 140V142H12ZM38 139H39V142H38ZM44 139H45L46 142L44 141ZM46 139H48V140H46ZM59 139H61V140H59ZM80 139L83 141L82 143H81ZM85 139H86V141H85ZM118 139H120V140H118ZM40 140H42V142H40ZM100 140L108 141V142H106V141L103 142V147H102L103 153L105 151L104 148L106 150L110 151V150H112L114 148L123 147V144H124L125 147H127V149L129 148L130 151H127V153L128 152L129 153L128 154L126 153L123 156V158L118 159V160L114 159L112 161V165L115 164V166L113 165L114 168L111 166V169L113 168V170L114 169L115 170L112 171L111 173L106 174V170L107 169L105 168L102 171L101 170L95 171L96 174L94 172V173H92L91 175L88 176L89 178H86L85 177L86 171H84V168H85V165H86L85 163L87 162L85 160L86 155L89 153L88 151H90V149L88 148L89 144H91V142L94 143V141H95L94 145L91 144L93 146L92 148H94L95 145H99V144H100V146H102L101 143H100ZM134 140H136V142ZM232 140H235V141H232ZM88 141H90V143ZM22 142H24V143H22ZM78 142H79V144H78ZM133 142H135V143L133 144ZM87 143H89V144L85 145ZM105 143H107V144H105ZM161 143H163V144H161ZM27 144H29L30 146L27 145ZM80 144H81L82 148L84 147V149L87 150V152L85 150H83L81 148V146H77V145H80ZM237 144H238V146H237ZM16 145H17V147H16ZM21 145H23L24 147L26 146V147L22 148ZM35 145L36 146L38 145V146L36 147ZM109 145H111V147ZM119 145H122V146H119ZM13 146H15V147L13 148ZM27 146H29V147H27ZM47 146H49V147H47ZM166 146H164V147L166 148ZM191 146H192L191 143L189 144V146H187V148H189L188 152L190 150H193L194 152L190 151V153L188 155L185 154V156L182 155V154H179L180 156L182 155L183 158H182V156L180 157L178 155L180 160L177 159L176 163H174L175 166L174 165L173 166H169L168 169H170V167H171V169L174 168L172 170H174L176 172L177 171L179 172L180 169L184 168L185 165H187V167H189L188 165H191L192 158H197L198 156L203 155L202 150L191 149L190 148ZM63 147H65V148H63ZM72 147H74V149ZM29 148H30V151H29ZM47 148H48V151H50V154L52 153V157L50 158L51 160L48 159V161L50 162L51 165L49 164V162L48 163L46 162L47 166L45 165L44 168H39L36 165L37 162L41 161L42 160L41 158H43V159L45 158V160H46L47 156L49 155V154H47L48 153V151L46 150ZM70 148L72 149V151H71ZM110 148H112V149H110ZM75 149H77V150H75ZM139 149H140V151H139ZM236 149H234L235 154H237L236 153L237 152ZM45 150L47 151V153L45 152ZM27 151L30 154L27 153ZM7 152H9V153H7ZM19 153H20V156H22V159H23V160L21 159L22 168H23L22 170L23 171H20V172H22L20 174L21 176L16 177V176H14L11 173V168L10 167H12V165L17 161L16 160V156H18ZM53 153H54V156H53ZM78 153H79V155H77ZM1 154H0V156L2 157ZM41 155L43 157H41ZM194 155H196V156H194ZM27 156H29V157H27ZM178 156H177V158H178ZM231 156H232V154L227 155V159H228V157H231ZM1 157H0V161H1ZM13 157H15V158H13ZM36 157H37L38 160L40 158V160L38 161L36 159ZM81 158H82V161L83 160L85 161V162L83 161L84 162L83 165H81V163H82ZM231 158H232V161H231V164L229 166L230 168L227 171L225 170V168H218V169L212 171L209 168V166L210 167H212V166L208 165L207 166L208 168L203 170L201 175L199 173V175L196 174V177L194 176L192 179H189V181L192 180V181H198V182L203 180L201 182H205L204 184H205V187H207V190H204V187H202L201 190H199L198 192H195V193L185 194V193L180 192L179 194L180 195L182 194L183 196L182 195L180 196L179 194H177L176 198H177V196H179L178 198H180V197L181 198L179 200L177 198L176 201H178L180 203H183L182 200L184 201L183 204L178 205L180 207V209H182V210H180L178 208L180 211L178 210L177 213H179V212L181 213L182 212L180 214L181 215L180 218L186 220L187 218L189 219V217H191L193 215H196V214L199 217L202 216L203 215V211L206 210V208H208L209 212L211 213V214L208 213L209 214L208 215V219H211V220L213 219L214 220L215 217H216L217 219H215V220L221 221L220 224H219V226H220L219 227V235L220 236L222 235V236L219 237L218 239H219V242L222 243V245H226L227 243H229V244L231 243L232 245L235 244V245H233V247L236 250L235 251V253H237L236 256L238 258L242 257V256H243V258H244V256H245V258H246V256L248 257V259H246V260H245V258H244V260L240 258L243 261H252V260H255L257 258L264 259V257H263L264 256V192L263 191L260 192V193H263L262 195L259 194V193H257L258 195L256 194V201L254 203H256L257 205L256 204H249V203H248L249 204L248 205L246 203V201H243L242 199H241L242 202H240V198H239V196H237V195H239L238 194L239 190L237 189L238 185H236V183H238V181H242L245 178H247L248 176H250V174H252V170H251L252 168L250 167V165L248 163H242V161L240 160L239 157H237V155L234 156V157H231ZM182 161H183V164H182ZM116 162L118 164H116ZM29 163L31 164V166L32 165L34 166L31 170L29 169L31 167ZM179 163H181V165ZM75 164H76V167L74 166ZM157 165H158V167L159 166L161 167L160 163L157 164ZM1 166H3V167H1ZM77 166H78L79 169L77 168ZM122 166H123V168H122ZM180 166H182V167H180ZM246 166H248V167H246ZM4 167H6V168H4ZM187 167L185 166V168H187ZM241 167H243V168H241ZM24 168L27 169V170H24ZM37 168H38V170H37ZM49 168H51L50 169L51 171L49 170ZM118 168H119V171L117 170ZM78 170H82L83 171L82 178L81 177H79L78 179H76L77 177L75 179H67L66 178L68 175H71L72 173L77 172ZM30 171H31V173H30ZM43 171H46V172L44 173ZM115 171H117V172H115ZM97 172H100V173H97ZM112 173H113V177L111 175ZM260 173H261V175H259V174L256 175V178H257L258 186L261 187L260 184L262 183V180H264V171L260 172ZM47 174H48V178H47ZM27 175H29V176L27 177ZM50 175H51V177L49 178ZM104 175H106V177ZM101 177H103L105 179H103ZM99 178H100V180H99ZM20 179H22V180H20ZM50 179H53V180H50ZM62 179H63V181H61ZM45 180H47V181H45ZM51 181H53V183H51ZM67 181L70 184H72L73 187H78L79 185H81L82 186L81 189L84 188V190H81L79 188L81 186H79L77 189H74L75 191H73L72 194L70 193L69 196H65L64 192H66V191L64 189L65 188L64 186L66 185L65 182H67ZM110 181H112V182H110ZM91 182H92V184H91ZM100 182H101V184H100L101 186L98 184ZM179 183H181V184L179 185ZM179 183H178V187H180L182 185V180H180ZM97 184L99 185L100 188L98 187ZM104 184H106V185L104 186ZM7 185H8V187H7ZM34 185H36V186H34ZM86 185H88V186H86ZM216 185H220L221 188H220V190L218 192L212 193L210 190L212 189V187H214ZM258 186L256 188H259ZM57 187H59V188H57ZM95 188H96L97 191L95 190ZM112 188H113V190H112ZM58 189H61V190L58 191ZM88 189H90V190H88ZM17 190H19L21 193L19 191H17ZM32 190H33V192H32ZM35 190H36V192H35ZM63 190H64V192H63ZM44 191H46V193ZM93 191H95L96 194L99 193V194H103V195H99L98 194L96 196V194ZM102 191H103V193H102ZM39 192H41V193H39ZM42 192H44V193L42 194ZM93 195H95L97 198H95V196H93ZM259 196H261V197L259 198ZM43 197L45 198V200H44ZM80 197H81V199H84V201L82 203H78V201H77L78 198H80ZM93 197L95 198L94 201H92ZM178 202H177V204H180ZM185 203H187L189 206L187 204H185ZM191 204H193V208L192 207L190 208ZM252 205H253V207H252ZM220 206H221V209H220ZM246 206H248V210H247ZM249 206H250V208H249ZM89 210H91V208H89ZM216 211H218V212H216ZM130 213L132 214V211ZM104 215H105V213L102 214L103 218L105 217ZM184 216H185V218H184ZM46 218H47V216H43L42 221L43 222L47 221ZM93 219H98V218L96 216H94ZM40 221H41V219H40ZM43 222H42L41 226L40 225L36 226L34 223H30L28 225V229L27 230H28V242L30 244L29 246L34 245L36 243H39L43 238H49L50 237L49 234L45 233V231L47 229V224H44ZM85 222H88V220L85 221ZM85 222H83V223H85ZM182 224H183L182 221L179 222V225H182ZM106 232H107V240H108V245H106V246L110 250L111 248L113 249L116 246V244H115V242H116L115 238L116 237L114 236L115 234L113 232H108V231H106ZM109 235H110V237H109ZM111 238L113 240H110ZM110 246H111V248H109ZM112 246H114V247H112ZM235 246H237V247H235ZM97 249L101 250L102 246H101V248L99 247ZM238 252L240 254H238ZM220 255L216 256L215 257L216 259L212 260V264H217V263H220V264H231L233 262V258L230 257L229 255H227V254L225 255L224 253L220 254ZM222 255L225 256V257H223ZM238 255H242V256H238ZM219 260H221V262H219Z\"/></svg>",
    "mask_w": 264,
    "mask_h": 264
}]
</instances>
